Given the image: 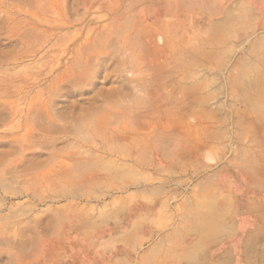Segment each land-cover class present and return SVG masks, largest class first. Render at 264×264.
I'll return each instance as SVG.
<instances>
[{"label": "rangeland", "instance_id": "374dc122", "mask_svg": "<svg viewBox=\"0 0 264 264\" xmlns=\"http://www.w3.org/2000/svg\"><path fill=\"white\" fill-rule=\"evenodd\" d=\"M224 263L264 264V0H0V264Z\"/></svg>", "mask_w": 264, "mask_h": 264}, {"label": "crops", "instance_id": "0c3cea01", "mask_svg": "<svg viewBox=\"0 0 264 264\" xmlns=\"http://www.w3.org/2000/svg\"><path fill=\"white\" fill-rule=\"evenodd\" d=\"M227 256H228V253H227V252H224V254H223V258H224L223 261H224L225 263H226V257H227ZM241 257H242L241 260H244L243 254H241ZM225 263H224V264H225Z\"/></svg>", "mask_w": 264, "mask_h": 264}]
</instances>
